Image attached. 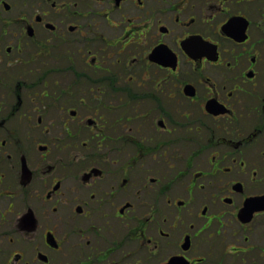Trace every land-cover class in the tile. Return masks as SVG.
<instances>
[{
    "label": "flooded vegetation",
    "instance_id": "flooded-vegetation-1",
    "mask_svg": "<svg viewBox=\"0 0 264 264\" xmlns=\"http://www.w3.org/2000/svg\"><path fill=\"white\" fill-rule=\"evenodd\" d=\"M0 264H264V0H0Z\"/></svg>",
    "mask_w": 264,
    "mask_h": 264
}]
</instances>
